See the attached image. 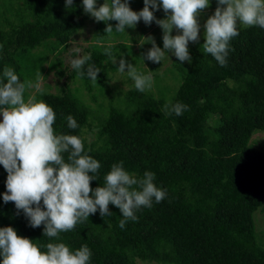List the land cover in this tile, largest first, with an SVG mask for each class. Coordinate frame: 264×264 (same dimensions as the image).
<instances>
[{
	"label": "trees",
	"instance_id": "16d2710c",
	"mask_svg": "<svg viewBox=\"0 0 264 264\" xmlns=\"http://www.w3.org/2000/svg\"><path fill=\"white\" fill-rule=\"evenodd\" d=\"M65 4L0 0V81L9 66L21 82L35 83L48 65L47 72L62 84L54 92L44 86L33 94L54 110L55 133L79 136L85 152L100 163L92 189L103 186L111 166L122 161L137 178L153 172L166 195L134 210L137 219L123 229L122 212L110 203L111 215L102 217L97 209L74 229L49 238L44 225L31 227L23 210L4 203L8 173L0 164V228L13 227L41 251L48 243L62 242L72 251L87 245L89 264H264V231L255 225V214L264 215V139L253 138L264 134V28L237 26L224 66L203 45L189 51L187 64L174 56L179 85L169 101L156 98L151 88L140 92L134 86L118 106L111 103L100 111L74 96L75 82L90 92L92 80L86 71L78 75L61 54L84 38L78 33L91 20L95 48L82 39L83 51L71 58L90 56L87 64L100 70L95 82L105 81L119 59L113 51L115 57L105 54L107 33L101 21L85 13L83 0H73L70 8ZM164 60H145L153 79ZM33 89L26 90V99ZM169 102L188 108L182 115H167L163 106ZM69 115L76 129L67 126Z\"/></svg>",
	"mask_w": 264,
	"mask_h": 264
},
{
	"label": "clouds",
	"instance_id": "9594fccd",
	"mask_svg": "<svg viewBox=\"0 0 264 264\" xmlns=\"http://www.w3.org/2000/svg\"><path fill=\"white\" fill-rule=\"evenodd\" d=\"M217 3L214 14L204 25L206 42L202 47L224 66L229 42L239 35L238 22L243 26L264 28V0H217ZM72 4L73 0H66L65 6L70 8ZM144 5L136 12L130 8L128 0H106L98 8L97 0H83L85 13L96 21H117L116 32L123 33L126 27H134L141 19L145 24L155 20L163 30V49L149 38L153 46L146 54L148 60L159 63L167 51L181 62L190 61L188 44L198 42V16L210 6V0H144ZM161 5L166 18L156 19L152 9L159 10ZM173 29L182 34L173 36ZM105 31L112 33V25L109 24ZM74 51L80 52L79 49ZM105 54L112 58L110 50L106 49ZM88 60L90 56L80 55L71 59L70 65L78 75L83 76L86 71L95 82L100 70L87 64ZM126 67L138 91L151 88V73H140L136 67L121 60L118 70L125 72ZM3 77L0 81V114L3 117L0 122V164L8 173L3 201L14 202L17 210H23L31 227L44 225V236L58 238L59 233L70 231L77 223L88 220L97 209L102 217L111 215V203L122 212L119 227L123 229L127 221L137 219L134 210L151 207L153 199L159 203L165 198L166 190L156 186L153 172L146 171L142 178H137L124 169L122 161L114 163L104 178V185L93 190L91 181L96 180L94 174L100 169V163L85 152L79 136L55 133L56 115L50 106L34 94L25 98L26 90H41L39 78L35 83L21 82L9 66L4 67ZM187 108L185 104L170 102L163 106L165 114L177 116ZM66 120L70 129L78 127L71 115ZM63 153H67V159ZM45 247L46 251H41L32 240L19 236L13 227L0 228L2 264H89L91 251L87 245L75 251L62 242L48 243Z\"/></svg>",
	"mask_w": 264,
	"mask_h": 264
},
{
	"label": "rangeland",
	"instance_id": "374dc122",
	"mask_svg": "<svg viewBox=\"0 0 264 264\" xmlns=\"http://www.w3.org/2000/svg\"><path fill=\"white\" fill-rule=\"evenodd\" d=\"M105 2L106 0L100 1L98 3V7L102 6ZM122 2H124V0H122ZM128 3L130 8L136 12L141 11L145 6L144 0H128ZM217 7V0H210V6L204 9L198 16V21L200 24L199 40L198 42H189V51L194 47L202 46L206 42L204 35V25L206 23V20L214 14ZM152 11L156 19L166 18L167 14L164 12L162 5L159 10L152 9ZM117 23L118 22L115 20L101 21V27L104 29V31L109 24L113 27V32L107 33V36L102 38H104L105 42L103 43L104 48L113 51V54L116 53L117 58L119 59L116 63L115 71L109 72L108 78L103 82H90V92L87 88H85L86 86L82 84V82L77 80V82L74 83V86L71 87V91L73 92L74 96L78 100L83 101L85 102V104L89 105L92 110H97L98 106L100 108V111L106 110L105 108L108 107L111 103L118 106L123 99L121 97L124 95V93L134 87V81L127 73L128 68H125V72H120L118 70L121 60H124L128 64L136 67L138 72L149 74L148 65L145 62V60L148 62L150 61L146 58V54L153 46L149 38L155 41L156 46H162L161 49H163V35L160 34L163 33V30L155 22V20L151 24H145L143 19H141L134 27H126L123 33L115 31V26ZM237 26L243 27V25L239 24V22ZM93 29H95V24L91 20L87 21L82 30L78 33V35L84 36V38L78 37L74 41V45L72 44V49H79L80 54L83 51L82 45L84 44L82 43V39L87 42L85 44L86 46L95 48L97 35L93 37L94 34L91 33ZM177 34L182 33L178 32L176 29H173L172 35L175 36ZM117 44H119V46H117ZM80 47H82V49ZM72 49L69 48V50L67 49L65 52H63V54H61V58L64 60L65 64L70 63V60L73 59L71 58V54L74 52V50ZM168 53L169 54H166L164 56L165 60L158 68V71H156V75H154L155 79L152 80L151 86V91L154 93L153 95L156 98L164 97L166 101H169L171 99L173 93L176 91L179 85L177 73L171 66L172 60L175 55L172 52ZM112 57H115V55H113ZM184 64H187V62H184ZM47 67L48 65L45 66L46 71L40 75L39 82L41 83V89H43L44 86H47L49 91L54 92L57 90V87L62 84V82L60 81V79H58L53 71L47 72ZM35 91L36 90L33 89L31 91V94H33ZM2 120L3 117L2 115H0V122H2ZM253 138L261 141L262 139H264V134H256ZM255 218L256 228L258 226L260 232L264 231V215L256 213Z\"/></svg>",
	"mask_w": 264,
	"mask_h": 264
}]
</instances>
